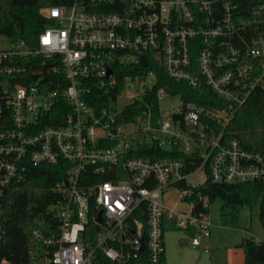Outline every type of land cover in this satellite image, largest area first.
<instances>
[{"label":"built area","instance_id":"obj_1","mask_svg":"<svg viewBox=\"0 0 264 264\" xmlns=\"http://www.w3.org/2000/svg\"><path fill=\"white\" fill-rule=\"evenodd\" d=\"M39 12L47 25L34 42L5 38L0 48V217L5 191L25 181L31 166L64 160L70 168L48 208L57 234L33 230L40 247L28 251L25 264H92L96 250L116 264L141 254L160 264L170 223L186 232L190 247L209 253L208 200L197 194L202 210L195 211L191 194L199 185L188 177L264 180V157L225 134L235 109L264 90V0H74ZM137 53H149L177 82L196 88L203 81L229 106L205 109L164 88H135L152 73L127 77L115 100L90 104L91 94L115 89L111 67L136 63ZM145 98L136 118L118 120L125 106ZM153 147L188 160L134 156ZM3 235L0 220V246ZM0 264L14 263L0 257Z\"/></svg>","mask_w":264,"mask_h":264},{"label":"trees","instance_id":"obj_2","mask_svg":"<svg viewBox=\"0 0 264 264\" xmlns=\"http://www.w3.org/2000/svg\"><path fill=\"white\" fill-rule=\"evenodd\" d=\"M74 0H0V36L8 39L20 38L27 44L38 37L46 27L47 22L41 17L39 10L48 7H65ZM249 2L241 4L245 12L249 8ZM136 63H116L111 69L116 78L117 85L108 94H91L95 102H90L96 108L106 103L109 96L116 99L121 92L127 77L136 78L152 73L155 77L153 92L158 88H164L169 93L180 95L184 102H192L200 107L209 109H223L229 106L226 99L219 98L211 93L206 84L201 81L196 88L177 82L166 76L160 62L152 59L149 53H137ZM97 94L98 97L94 95ZM149 98L143 102L125 106L118 120H132L145 108ZM157 108V102H153V110ZM235 113L225 126V134L239 141V144L248 151L260 153L264 157V90L257 89L241 105L235 109ZM145 159L177 158L186 162V157L177 152H166L159 147L145 148L134 154ZM193 160V159H192ZM196 164V161L193 160ZM194 163L186 169L190 172L194 169ZM69 164L60 160L55 164H41L30 167L25 181L12 184L2 199L3 208L0 217L4 228L3 241L0 246V257L6 258L14 264H25L28 261V251L31 248L40 247L39 243L31 239L30 233L39 231L46 238L57 234L58 221L48 208L57 202V194L53 191L55 183L61 181ZM90 168L82 173H89ZM100 177V181L108 179ZM91 184V180L87 182ZM197 194L207 198L208 205L215 200L221 201L219 208V223L225 228H238L240 210L243 206L252 207L253 202L259 198L258 219L264 230V180L260 182H243L234 184H218L209 178L192 188L191 199L195 203V211H201V203ZM208 212V209H203ZM94 224L89 225L90 240L94 243ZM165 230L177 229L172 223L165 225ZM241 248L244 252V264H264V242L254 241L252 238H243ZM164 258L160 264H164ZM92 264H116L107 259L102 252L96 250ZM124 264H148L145 254L139 259Z\"/></svg>","mask_w":264,"mask_h":264},{"label":"rangeland","instance_id":"obj_3","mask_svg":"<svg viewBox=\"0 0 264 264\" xmlns=\"http://www.w3.org/2000/svg\"><path fill=\"white\" fill-rule=\"evenodd\" d=\"M6 41L0 36V48H3ZM155 84V77L148 76L143 80L134 82L137 87H152ZM126 99L120 98L116 107H120ZM174 106L178 101L173 100ZM169 105L162 103L163 109H169ZM189 184L201 185L205 182L202 172L192 173L188 177ZM172 195L167 196V203L171 204ZM260 199L257 198L252 207L243 206L240 210L238 228H225L219 223L220 200L209 203L208 214L212 226L209 239L210 252L206 253L201 247H190L188 236L181 229L165 230L163 233L164 264H244V252L241 248L243 238H252L254 241L264 242V230L258 219V208ZM243 236V238H241Z\"/></svg>","mask_w":264,"mask_h":264},{"label":"water","instance_id":"obj_4","mask_svg":"<svg viewBox=\"0 0 264 264\" xmlns=\"http://www.w3.org/2000/svg\"><path fill=\"white\" fill-rule=\"evenodd\" d=\"M109 72H110V70H109ZM99 221H100V219H99ZM142 247H143V245L141 246V249H142Z\"/></svg>","mask_w":264,"mask_h":264},{"label":"crops","instance_id":"obj_5","mask_svg":"<svg viewBox=\"0 0 264 264\" xmlns=\"http://www.w3.org/2000/svg\"><path fill=\"white\" fill-rule=\"evenodd\" d=\"M241 238H243V236H241Z\"/></svg>","mask_w":264,"mask_h":264}]
</instances>
